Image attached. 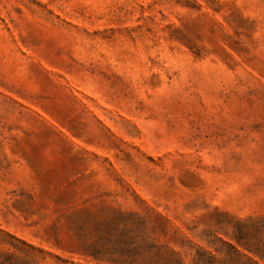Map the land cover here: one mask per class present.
<instances>
[{"label":"rangeland","instance_id":"rangeland-1","mask_svg":"<svg viewBox=\"0 0 264 264\" xmlns=\"http://www.w3.org/2000/svg\"><path fill=\"white\" fill-rule=\"evenodd\" d=\"M0 264H264V0H0Z\"/></svg>","mask_w":264,"mask_h":264}]
</instances>
